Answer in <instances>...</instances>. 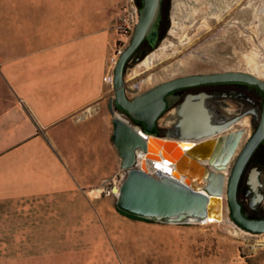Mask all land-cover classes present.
<instances>
[{"label": "rangeland", "instance_id": "374dc122", "mask_svg": "<svg viewBox=\"0 0 264 264\" xmlns=\"http://www.w3.org/2000/svg\"><path fill=\"white\" fill-rule=\"evenodd\" d=\"M263 1L168 2L164 38L147 54H154L150 68L141 67L140 75L128 82V74L147 55L125 68L127 97L195 73L242 71L264 79ZM136 13L135 0H0L2 40L29 41L32 29H39L40 38L48 28L54 42L63 33L65 41L73 45L71 58L84 54L86 75L91 77L87 78L101 98L69 124L86 122L101 109L94 125L108 119L106 135L110 137L108 148L101 139L92 140L89 151L84 139L65 146L71 158H79L82 154L75 151L86 148L82 159L101 160L103 176L92 184L69 192L0 201V264H264L260 245L264 234H245L229 214L226 222L178 225L132 219L116 209L112 189L120 185L123 174L118 156L117 167L110 170L111 154L113 159L116 150L111 142L108 103L114 100L115 61L131 37L123 34V25ZM102 60L103 66L98 67ZM98 69L100 73H96ZM115 113L139 128L119 111ZM157 152L154 145L149 147L147 158L155 159ZM179 157L178 152L165 155L173 163ZM239 201L248 203L242 194ZM257 215L264 216V198Z\"/></svg>", "mask_w": 264, "mask_h": 264}, {"label": "water", "instance_id": "95a60500", "mask_svg": "<svg viewBox=\"0 0 264 264\" xmlns=\"http://www.w3.org/2000/svg\"><path fill=\"white\" fill-rule=\"evenodd\" d=\"M161 0H141L138 19L127 46L119 53L113 68L112 88L114 100L108 103L113 131L111 141L119 157V169L123 174L116 196V209L129 217L162 224H203L221 222L224 205L229 218L241 230L250 234H264V218L254 219L243 214L237 199L238 185L245 167L258 145L264 142V79L242 71L195 73L179 76L136 94L126 95L124 71L127 63L147 40L154 48L158 37ZM237 82L256 87L263 98L259 122L237 153L229 174L227 171L239 147L242 130L231 132L215 140L211 134L221 129H212L203 118L201 109L185 108L180 134L159 136L157 120L166 110V97L177 90L215 83ZM114 106L125 112L131 120L142 127H134L115 113ZM175 139V140H171ZM159 149V155L174 165L175 174L157 170L149 174L143 164L134 167L136 151L145 153L149 145ZM190 146L174 163L165 155L178 152V146ZM174 146V147H171ZM206 161V163H203ZM188 173H182L185 171ZM120 178V177H118ZM252 197L249 207L262 201L259 193L258 171L253 168L247 178Z\"/></svg>", "mask_w": 264, "mask_h": 264}, {"label": "crops", "instance_id": "0c3cea01", "mask_svg": "<svg viewBox=\"0 0 264 264\" xmlns=\"http://www.w3.org/2000/svg\"><path fill=\"white\" fill-rule=\"evenodd\" d=\"M38 30L25 42L0 38V201L83 189L103 176L101 160L81 158L86 148L75 151L79 158L65 148L75 139L87 140L88 151L96 139L108 148L110 140L108 119L94 125L99 107L88 121L69 124L101 98L84 54L71 58L63 33L54 42L52 30L40 38Z\"/></svg>", "mask_w": 264, "mask_h": 264}, {"label": "flooded vegetation", "instance_id": "af4514ba", "mask_svg": "<svg viewBox=\"0 0 264 264\" xmlns=\"http://www.w3.org/2000/svg\"><path fill=\"white\" fill-rule=\"evenodd\" d=\"M170 1L171 0H161L156 45L164 38L163 35L167 29V25L166 28H164L162 24L164 25L165 20L168 18V2ZM135 2L141 3V0H135ZM145 49H153L147 40H145ZM165 100L166 110L161 114L156 122V124L158 121L161 122L157 128L159 136L165 137L179 135L180 124L184 120L185 108L189 107L201 109L203 112V118H205L207 125L210 128H224L220 132L211 134V136L208 137V140H215L231 132L242 130L243 133L240 144L243 141L247 130H249V133L244 143L255 130L263 107L262 95L256 87L237 82L191 86L172 92ZM112 108L114 111L117 110L123 116H126L134 125L142 127L140 124L131 120L125 112L116 108L113 102ZM244 143L242 144V147ZM253 168L258 171V180L260 183L258 189L259 193L264 198V142L260 143L251 155L241 177L242 184L240 187L238 185L237 190L238 201L241 194L248 201L247 205L240 203L243 214L247 217H264L257 215V211L262 201L254 208L249 207L252 192L247 185V178L250 170Z\"/></svg>", "mask_w": 264, "mask_h": 264}, {"label": "bare ground", "instance_id": "6f19581e", "mask_svg": "<svg viewBox=\"0 0 264 264\" xmlns=\"http://www.w3.org/2000/svg\"><path fill=\"white\" fill-rule=\"evenodd\" d=\"M260 11H261V13H264V1H263L262 5L260 7ZM153 57H154V54L153 53H150L140 63H138L131 70V72L128 74V76H127V82L128 81H132L133 79H135L137 76L140 75V73H141V67H144L145 69H149L150 66H151V64H152L151 61L153 60ZM150 83H151V80H148L147 81V84L150 85ZM165 139H169V138L168 137H165ZM171 140H175V139H171ZM176 145L178 146V154L180 156L184 154V150L186 148L190 147V146H182V145H179L178 143ZM152 146H153V144L150 143L149 147L151 148ZM154 157H155V159H148L147 158L146 161L144 159H140V163L143 164L145 170L149 169V171L152 172V173L156 172L157 170L169 171L172 174H175L176 173V171L174 170V168L172 167V165L166 164L164 162V159L159 155V149H158L157 154L154 155ZM203 163H206V161H204ZM146 165H148V168H147ZM223 173H224L225 178H226L227 175H228V172L227 171H224ZM118 188H119V186H116L115 187V190L113 192H116L117 191V193H118ZM227 216H228V209H227L226 205H224V210H223V213H222V220L224 222L228 221ZM206 223H208V222H206ZM203 224H205V223H203ZM244 233L245 234H249L248 232H244ZM249 235H251V234H249Z\"/></svg>", "mask_w": 264, "mask_h": 264}, {"label": "built area", "instance_id": "2783aa9c", "mask_svg": "<svg viewBox=\"0 0 264 264\" xmlns=\"http://www.w3.org/2000/svg\"><path fill=\"white\" fill-rule=\"evenodd\" d=\"M137 19H138V15H137V13H136L135 16H134V18H133V17L131 18L130 22H129V21H126V23L123 25V34H124L125 36H131V35H132V33H133V31H134L135 24H136V22H137ZM140 159H144L145 161L147 160L146 157H145V153H142V152H140V151L137 150V151H136V161H135V165H134V167L140 168V166H141ZM164 162H165L166 164L172 165V167L174 168V165H173V164H170V163H168V162L165 161V160H164ZM146 166H147V168H148V165H146ZM146 171H147L149 174L153 175V173L150 172L149 169H147ZM164 172H166V173L169 174V175H172V173L169 172V171H164ZM260 245H261L262 247H264V240L260 242Z\"/></svg>", "mask_w": 264, "mask_h": 264}, {"label": "trees", "instance_id": "16d2710c", "mask_svg": "<svg viewBox=\"0 0 264 264\" xmlns=\"http://www.w3.org/2000/svg\"><path fill=\"white\" fill-rule=\"evenodd\" d=\"M137 6H138V9L140 8V2H136ZM166 25L167 23L165 22V24L162 26L164 28H166ZM151 51V49H145V41L142 42V44L140 45V47L136 50V52L133 54V56L131 57V59L129 60V62L127 63L126 67L130 64H135L136 62H139L140 60L143 59L144 56H146L149 52ZM242 184V179L240 180L239 182V187L240 185ZM122 214V213H121ZM124 215V214H122ZM127 216V215H125ZM129 217V216H127ZM129 218H132V219H135L133 217H129ZM249 218H254V219H260V218H264V217H249ZM136 220H140V219H136Z\"/></svg>", "mask_w": 264, "mask_h": 264}]
</instances>
